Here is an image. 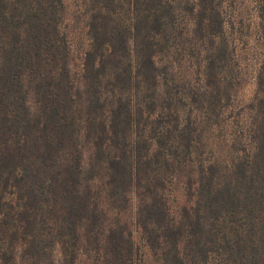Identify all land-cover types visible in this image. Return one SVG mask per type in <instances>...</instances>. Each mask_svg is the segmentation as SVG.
<instances>
[{"label":"trees","instance_id":"obj_1","mask_svg":"<svg viewBox=\"0 0 264 264\" xmlns=\"http://www.w3.org/2000/svg\"><path fill=\"white\" fill-rule=\"evenodd\" d=\"M76 7L0 0V264H264V0Z\"/></svg>","mask_w":264,"mask_h":264},{"label":"rangeland","instance_id":"obj_2","mask_svg":"<svg viewBox=\"0 0 264 264\" xmlns=\"http://www.w3.org/2000/svg\"><path fill=\"white\" fill-rule=\"evenodd\" d=\"M67 4L66 8V14L65 19L68 18L69 21H65L66 24V30L70 33L71 39L73 43L79 47V49L83 46L85 42V34H84V20L82 17L79 16V14L76 17L77 14V7H76V0H65ZM245 4H249V0H244ZM247 21V19H245ZM243 31L246 30V25H243L242 27ZM253 83L248 82L245 85L242 86V88L237 91V103H245L248 102L249 97L252 95L253 92ZM234 116V112L233 115ZM211 146L216 149L218 146L223 147L222 149L225 150L227 148L226 144H223L222 141H217L216 138L211 137ZM213 141V142H212ZM169 201L173 208H177L180 205L184 204L186 202V195L184 194L183 185L180 181H175L170 190H169ZM125 219L129 220L130 227L133 230V238L139 243L140 237L139 232L136 229L137 227L134 224V204L130 203L128 209L124 212ZM144 256H143V264H156L150 254L148 253V250L144 248Z\"/></svg>","mask_w":264,"mask_h":264}]
</instances>
